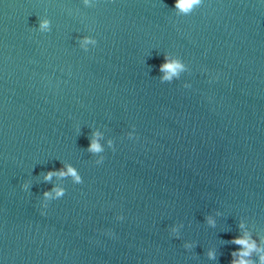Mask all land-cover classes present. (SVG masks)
<instances>
[{
  "label": "water",
  "instance_id": "obj_1",
  "mask_svg": "<svg viewBox=\"0 0 264 264\" xmlns=\"http://www.w3.org/2000/svg\"><path fill=\"white\" fill-rule=\"evenodd\" d=\"M174 3L0 0V264H230L241 221L264 248V0ZM164 54L187 66L171 83ZM65 164L82 184L42 182Z\"/></svg>",
  "mask_w": 264,
  "mask_h": 264
},
{
  "label": "clouds",
  "instance_id": "obj_2",
  "mask_svg": "<svg viewBox=\"0 0 264 264\" xmlns=\"http://www.w3.org/2000/svg\"><path fill=\"white\" fill-rule=\"evenodd\" d=\"M85 5H88L89 0H83ZM203 3V0H175L174 3V11L175 13L190 15L192 11L198 7H200ZM37 31L41 33H48L51 31V21L49 19L38 18V27ZM79 46L83 51L88 52V45H92L94 48L98 41L94 36L85 35L79 38L78 40ZM187 66L184 61L180 57H171L169 54H164L163 62L159 65V72L161 75L159 76V80L161 83H171L174 80L180 79L181 75L186 71ZM216 77H212L209 79V83H212ZM184 88H190L191 85L189 83L183 84ZM128 139H138L135 134V126H132V131L126 133ZM102 133L100 131H91L88 139L89 144L85 149L92 156L97 157L94 160L96 165H100L104 162V151L105 148L101 145L100 140L102 139ZM107 148L115 151V145L113 139L107 140ZM42 175L43 183L51 184L53 177H58L61 179H67L68 177L72 178V182L74 184H82L83 179L77 168H75L72 164H65L59 169L49 170L46 172L40 173ZM32 185L30 182H25L22 185L24 190H29ZM66 194V189L63 186L53 185L50 189L44 190L42 193V201L41 207L46 209L49 205V202L58 200L62 198ZM41 215H45L44 212H41ZM217 215H220L218 212ZM117 220L122 221L124 219L123 215H118L116 217ZM207 223L215 227V220L211 216L205 217ZM238 228L242 230V235L236 236L231 239V243L235 245H239L240 248L231 252L232 259L230 264H257L256 261L252 260L251 257L255 253L259 257V264H264V248L260 247L256 240L252 238V235L248 231H243L245 225L243 221L238 223ZM171 232L173 234L178 232L177 227L173 226L171 228ZM111 234V233H109ZM178 238V236L176 237ZM194 245L192 243H185V249H192ZM209 259H215L216 255L213 250H209L207 253Z\"/></svg>",
  "mask_w": 264,
  "mask_h": 264
}]
</instances>
